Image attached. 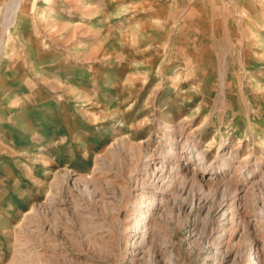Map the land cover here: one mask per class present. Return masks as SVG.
Segmentation results:
<instances>
[{"label": "rangeland", "instance_id": "374dc122", "mask_svg": "<svg viewBox=\"0 0 264 264\" xmlns=\"http://www.w3.org/2000/svg\"><path fill=\"white\" fill-rule=\"evenodd\" d=\"M15 1L0 80L62 84L98 135L0 264H264V0H19L10 17Z\"/></svg>", "mask_w": 264, "mask_h": 264}, {"label": "crops", "instance_id": "0c3cea01", "mask_svg": "<svg viewBox=\"0 0 264 264\" xmlns=\"http://www.w3.org/2000/svg\"><path fill=\"white\" fill-rule=\"evenodd\" d=\"M14 81L0 80V256L9 230L46 195L48 179L67 168L78 172L88 153L97 150L91 144L97 125H84L81 95L52 93L49 80L50 88L28 93ZM66 82L83 88L77 74ZM61 87L55 91L67 90Z\"/></svg>", "mask_w": 264, "mask_h": 264}, {"label": "bare ground", "instance_id": "6f19581e", "mask_svg": "<svg viewBox=\"0 0 264 264\" xmlns=\"http://www.w3.org/2000/svg\"><path fill=\"white\" fill-rule=\"evenodd\" d=\"M18 2H19V0H16L14 3H13V5H12V8H11V12H10V17H14L13 15H14V13H15V11H16V9H17V7H18ZM9 25V24H8ZM7 25V26H8ZM2 50V49H1ZM174 137V136H173ZM172 137V138H173ZM170 138V137H169ZM172 146V145H171ZM192 149V148H191ZM159 157V156H158ZM167 159V158H166ZM158 160V158L156 157V155L155 154H152V155H149L148 156V158H147V165L146 166H149V165H152L153 163L155 164V161H157ZM159 161V160H158ZM157 161V162H158ZM162 162H160V164L157 166V168H155V172H156V169L158 170L159 169V171H160V173H159V176L157 177V178H161L162 177V175H163V170L165 169V165L163 166L162 164H161ZM167 171V170H166ZM150 176H152V175H150ZM154 178V177H153Z\"/></svg>", "mask_w": 264, "mask_h": 264}]
</instances>
